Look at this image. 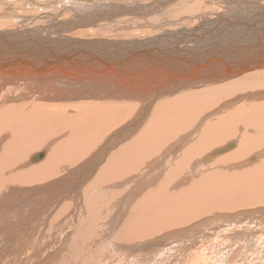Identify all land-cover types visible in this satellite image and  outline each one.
Segmentation results:
<instances>
[{"label": "bare ground", "instance_id": "obj_1", "mask_svg": "<svg viewBox=\"0 0 264 264\" xmlns=\"http://www.w3.org/2000/svg\"><path fill=\"white\" fill-rule=\"evenodd\" d=\"M175 1L28 0L31 9L40 8L27 14L42 13L54 22L66 13L69 18L58 26L68 32L86 26L79 24L85 12L97 13L106 24L89 22L93 30L82 33L93 34L112 23L106 19L112 12L159 13ZM172 13L170 22L161 15L152 18L154 28L146 21L132 30L131 36L146 31L143 40L135 37L132 42H116L118 46L111 41H84L86 47L53 37L51 46L33 44L42 50L24 53V63L14 57L3 61L0 53V194L9 189L5 197L11 194L16 201L0 219L13 216L26 204L46 200L50 191L71 182L75 189L77 182H86L95 173V184L89 188H100L106 196L127 189L112 204L118 207L117 214L108 219L97 216L99 230L104 231L105 222L116 228L133 199L140 197L134 201L127 229L117 238L109 236L100 246L101 255L92 252L97 234L82 229L78 234L86 240L79 236L75 241L66 234L71 239L58 243L60 249L70 248L60 264L64 260L65 264H210L207 255L222 256L221 263L212 264H227L239 247L252 259L263 252L264 72L217 84L219 79L264 70V0H180ZM21 15L10 8L0 11V37L18 22L24 30L34 23ZM132 19L141 23L138 15ZM50 22L44 30L54 27ZM168 24L177 29L167 30ZM122 31L120 27L118 34ZM29 32L31 37L33 31ZM152 33L156 36L145 38ZM2 39L4 45L10 44L8 53L22 52L16 37ZM2 44L0 48L5 47ZM146 60L152 61L151 67ZM187 87L205 88L189 93ZM238 93L244 95L234 97ZM118 128L122 129L110 137ZM104 143L97 156L81 163ZM40 162L44 163L32 166ZM130 177L136 182H124ZM49 180L51 185L39 191L36 186L20 188ZM129 183L133 187H126ZM97 201L94 205L102 199ZM65 204L63 209L71 206ZM48 218L46 214L42 221ZM25 243L22 239L7 248L4 264L32 263L24 262L31 259L27 252L17 255ZM109 256L113 261H108Z\"/></svg>", "mask_w": 264, "mask_h": 264}, {"label": "rangeland", "instance_id": "obj_2", "mask_svg": "<svg viewBox=\"0 0 264 264\" xmlns=\"http://www.w3.org/2000/svg\"><path fill=\"white\" fill-rule=\"evenodd\" d=\"M13 1H15V2L16 1L17 2H21L22 1V3L18 5V4H16L14 2L16 4L15 5V4H13ZM30 1H33V2L36 1L37 2V1H41V0H30ZM95 1H97V0H92V2H95ZM124 1L128 2L130 0H124ZM178 1H180V0H176L175 2H173L172 4H169V5H165L163 7L162 11L159 12V13H148L146 15H143V14H131L133 11L132 12L127 11L128 13H126V12L122 13L123 12L122 10H121L122 12H118V13L112 12L113 14L112 15L109 14L108 17L106 18V19L111 18L110 21H112V23H110L109 25H103V27H105V26H108V27L98 29L97 33H93L92 34V32H91L90 34H82L86 30H90V31L93 30V28H92L93 26L89 25L88 24L89 22H94L96 24H106V22H104V20H103V17H100V15H98L97 13H95L96 15L94 14V16H92V14H89L90 12L88 13V11H87V12H85L86 13L85 16H83L81 18V21L79 23V24H84L86 26L80 25V27L74 28L71 31L62 32V31H60L62 29H60L58 24L60 22L62 23V22H66L67 21V19L69 17L67 18L66 13H62L61 14L63 16V18H62L61 15H59L57 17L58 21L50 22L49 19L48 20L44 19V17H43L44 14H42V13L35 14V15H28L27 13H30V12L35 11L36 9L40 8L39 6L38 7L36 6L35 9L34 8L31 9V7H33V5L30 6L28 0H0V3H2V5H3V6L0 5L1 6V10H3V9L4 10H9V8H10L11 11H15L17 13H21L24 17L28 16L25 19H29V21H32L34 23L36 22L35 25H33L34 23L33 24L30 23V26L28 27L29 30L26 29L28 31L24 30V28L22 26H19V22L16 24V27L12 26V27L5 28L4 29L5 31L11 30V31H9V33H12V34H10V36H8L9 33H7L3 37L4 38H9V39L11 38L10 40H13V38L16 37V43L19 44L18 49L21 50L23 53L22 52L16 53L14 50H13L14 53H8V50H9L8 46L10 44L7 43L6 45H4L3 39H2L3 37H0V40L2 39L0 41V45L3 43L2 47L3 46H5V47L0 48L1 49L0 53L2 52L1 56L4 58L3 61L4 60L6 61L7 59H10V58L14 57L13 59H17V62H19L18 60H22L23 63H24V61L27 60V59H25L26 58V55H25L26 52L41 51L42 48H38L37 46H34V45H38V46L42 47L43 46L42 44H45V45L49 46L50 44H53V43H50L51 42L50 39H53V40L61 39V40H65V42H67V43L68 42L70 43L72 41L71 43L81 44V45L84 44V46H86L85 43L86 44H88L90 42L91 43H98V41H102V42L111 41V42H114V43H112L114 45H115L116 42H122V43L132 42V41H135L134 40L135 37L142 39L143 36L147 35L146 31H143L144 33L142 32V36L141 35H134V36L130 35L132 30H136V28L140 27L143 22L147 21V22L152 23L153 28H154V26L156 24H155V22L153 21L152 18H157V17H159L161 15H163L165 17L164 18H160V19H162L164 21H168V19H169L168 22H170V18L173 17V16H171V15H173L172 9H173V7L176 5V3ZM118 2H119V0H113L112 3L118 4ZM23 3H25V4H23ZM123 4H125V3H122V5ZM126 4H128V3H126ZM23 5H25L24 7H27V10H26V8L24 10ZM118 6H121V5H118ZM129 6L130 5H128V7ZM121 7L123 8L124 6H121ZM143 7L145 8L146 6L143 5ZM55 10L56 9H54L53 11H55ZM109 10H111V9H109ZM51 13H52V11H51ZM87 14H89V15H87ZM97 15H98V17H97ZM136 15H138V17H140L141 23H137L136 21H134L132 19ZM36 16L39 19L38 18H35L36 20L32 19L33 17H36ZM90 17L98 18V21L95 22V19L92 20V19H90ZM149 17H151V19ZM142 19L144 21H142ZM49 22L52 23L54 25V27H51L49 31L48 30H44L48 26ZM14 24H15V21H14ZM110 26H112V27H110ZM119 26L123 29L121 34H120V32L118 34V31H120V27ZM166 26L165 27H166L167 30H170V28H172V30H176L177 29V27H173L174 25L171 26V25L168 24ZM31 27H33V28H31ZM188 27L191 28L192 24H188ZM52 28H53V30H51ZM40 29H43V30L41 31ZM4 30H2V31H4ZM29 31H33V35H31V37L27 36V34H26ZM36 31L38 32V34H37ZM56 32H58V33H56ZM30 33L31 32H29L28 35H30ZM103 33H104V35H103ZM123 33H125V34H123ZM65 34H66V36H65ZM154 34L155 33H152L151 35L149 34V36H147L145 38H151L152 36L153 37L156 36ZM36 35H38L39 37L36 36ZM97 35H100V36L97 37ZM24 36H26V40H28L27 42L24 41L25 40ZM53 37L54 38L56 37V38L54 39ZM30 38H31V40H29ZM100 38H103V39L101 40ZM126 38H128V39H126ZM38 39H39V42H38ZM40 39H41V41H40ZM140 39H139V41L143 40V39L142 40H140ZM84 41H85V43H84ZM93 41H96V42H93ZM25 43H26V45H25ZM118 44L119 43H116V46H118ZM25 46H27V47H25ZM28 47H29V49H31L30 51H29ZM86 47H88V46H86ZM24 48H27V50L26 49L23 50ZM58 48H60V47H58ZM58 48H57V50H58ZM3 49H5L6 51H2ZM47 49H49V48H46V50ZM172 52L173 51L169 52L168 54H171ZM6 53H8V54H6ZM13 54H15V55H13ZM42 54L43 53L36 54V55L42 56ZM46 54H48V53H46ZM17 55L18 56L20 55V56L18 57ZM48 55L50 56L51 54L49 53ZM44 56H45V54H44ZM54 57H55V55H54ZM22 61H20V62H22ZM146 62H145V64H146L147 67H151L152 66V63H151L152 61L148 62V60H146ZM3 63H7V62H3ZM16 64H17V66L15 65L16 67H19V68L21 67L20 65H18V63H16ZM260 70L261 69H259V70L258 69L257 70H250L251 72L250 71H246V72H244L245 74L243 73L241 75H236L234 77H229V78L226 77V78H223V79H219V80H221V82H220L221 84H217V85H222V84H225L227 82H230V80H232L233 78H234V80L236 78H237L236 80H239L241 78H244V77H247V76H250V75H253V74H257L258 71H259V73L264 72V70H261V71ZM78 72H80V71H78ZM78 72H75V74L77 73L78 76H79ZM9 76H10V74H9ZM117 77H119V76H117ZM234 80H232V81H234ZM200 88L203 89L205 87H200ZM200 88H188L187 87L184 90H186V92L189 90L188 92L190 93L192 90L194 91V89H195V91L201 90ZM181 93H183V92H181ZM242 94L244 95V93H242ZM242 94L238 93V96L234 95V97H239L240 98L241 96H243ZM253 94H256V93H253ZM173 96L175 97L177 95H173ZM171 97L169 96L168 98H171ZM174 97H172V98H174ZM0 98L3 99V95H0ZM162 99L165 100L166 98L164 97V98H161L160 100H162ZM220 103H224L225 104L224 101L220 102ZM220 105H222V104H220ZM229 110H231V109H229ZM232 110H233V108H232ZM120 129H122V128H118L110 137H113ZM140 129L141 128H138V131ZM104 147H106L105 143L103 144V146L99 150H97L95 153H92V155L89 158L82 159L81 163H83L84 160H87L88 162L91 161L95 156H97L99 154V152ZM53 148L54 147L50 148L49 154L51 153ZM29 157H28V159H29ZM28 159H27V161H28ZM44 162H42V163H44ZM42 163L40 162V163H38L36 165H32V166H37V165H40ZM79 165H80V163L78 164V166ZM32 166H29V167H32ZM63 168H65V167H62V169ZM99 168L96 171L97 173L100 170ZM64 172H62V173H64ZM95 176H96V173L94 174V176H92L90 178H87L86 182H83V181L77 182V188H75V189L72 188L73 182H71L69 185H67L66 187L60 189L59 191H56V192L50 191L49 192L50 195L47 197L46 200H44L42 198L37 203L26 204V206L24 208L19 209L13 216L8 217L7 219H0V264H4V252L7 250V248L16 247L18 242L20 240H22V239H26V243L24 244L23 247L18 248L17 255L20 256L23 252H27L26 256L27 255L31 256V259H29V260L24 259V262L28 261V262H32L30 264H35V262H33V259H35L36 260V264H40V263H42V262H44L46 260L51 259L52 264H54V263L60 264L63 261V259H64L65 252L69 251L70 248H68L67 245H66L63 249H60L58 247V243L63 241V239H65V242H66L67 238L71 239L68 235L66 236V234L72 235L74 237L75 241L77 240V237H79V236H80V238L86 240V237H84L83 234L82 235L78 234V233H80V230H82V229L97 234V240L92 246V252L95 249L96 252L99 255H101L100 246L102 247V244L104 243V241L107 240V238L109 236H113L114 238H117L118 235L122 234L127 229L128 218H129V216H130V214H131V212H132V210H133V208L135 206L136 199L138 200L140 197H136V199L135 198L133 199V204L129 208H127L125 210L124 217L122 218L123 220H122L121 223H119V225L116 228H114V229L111 228V226L109 225V222H105L104 223V231H101V230L98 229L100 227V223H99V219L97 218V216H100V218L102 216H105V219H108V216L109 217H110V215L114 216L115 212L117 214L118 207L117 206H112V204H116V200H120V197H119L120 193L119 192L124 193V192H126L127 189H124L125 191L122 189L119 192L117 190V192L115 191L111 195L106 196V193H101V189L100 188H94L92 186V185L95 184L93 182ZM130 179H131V181H135L134 179H132L130 177V178L124 179V182L125 181H130ZM52 180L46 181L47 183L44 182V183L32 185L31 187H20V188L31 189V188H34L36 186V188H38V191H39V189L42 186L51 185L50 182ZM56 180H58V179L54 178L53 181L56 182ZM90 184H92L91 185L92 187L89 188L88 186ZM132 184H130V183L126 184V187L127 186L133 187L134 184L133 185ZM13 188L19 189L18 187H13ZM150 188H151V186H150ZM8 193H9V189L6 192H4L3 194H0V217L4 215L5 209L10 208L11 206L16 204V201L11 198V194L9 196L5 197L6 194H8ZM14 193L18 196L20 191L18 190V191H15ZM143 195L144 194H142L141 197ZM43 197H44V195H43ZM109 197H110V199H109ZM22 199H24L23 196H21L19 198V200H22ZM97 199H102V201L99 203L102 206L98 205ZM95 201H97L96 202L97 207H96V205H94ZM67 202H69V204L67 206H69V205H71V206L68 207L67 209H63V207L66 206L65 203H67ZM123 206H125V203H123ZM111 208H112V210H110ZM256 208H258V207L252 208L250 210L248 209V212L255 211ZM113 209H115V210H113ZM121 209H125V207H123ZM244 210H246V209H244ZM237 212L240 213L242 211L241 210L235 211L233 213H229V215H231V214L234 215V213H237ZM227 213H223V214H227ZM46 214H49V218L47 220L44 219V221H42V218ZM53 231H54V234L51 235V233ZM71 246L74 247V245H72V244H71ZM262 248H263V252L262 253H255L254 254V258L252 259V257H253L252 254H250V255L247 254V251L244 250L243 247H239L238 251L235 254H233L232 257L228 261H226V263L227 264H240L241 262L250 259L251 260L249 262L250 264H264V247H262ZM239 251H241V252H239ZM73 254L76 255V253L74 251H73ZM113 254L116 256V258L118 260L120 259V257H121L120 255H118L116 253H113ZM65 261L66 260H64V264H65ZM108 261H113L112 256L108 257ZM207 261L210 264H212L213 261H217V262L221 263L222 262V256L207 255ZM101 263L102 262L96 263V264H101Z\"/></svg>", "mask_w": 264, "mask_h": 264}, {"label": "crops", "instance_id": "obj_3", "mask_svg": "<svg viewBox=\"0 0 264 264\" xmlns=\"http://www.w3.org/2000/svg\"><path fill=\"white\" fill-rule=\"evenodd\" d=\"M105 71H107V70H105Z\"/></svg>", "mask_w": 264, "mask_h": 264}]
</instances>
